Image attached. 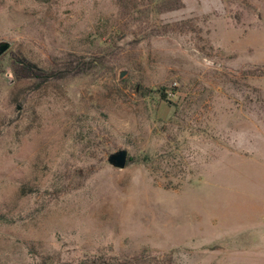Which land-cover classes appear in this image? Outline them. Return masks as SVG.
I'll return each mask as SVG.
<instances>
[{"label":"rangeland","instance_id":"rangeland-1","mask_svg":"<svg viewBox=\"0 0 264 264\" xmlns=\"http://www.w3.org/2000/svg\"><path fill=\"white\" fill-rule=\"evenodd\" d=\"M161 3L0 0V264H264V0Z\"/></svg>","mask_w":264,"mask_h":264},{"label":"trees","instance_id":"trees-1","mask_svg":"<svg viewBox=\"0 0 264 264\" xmlns=\"http://www.w3.org/2000/svg\"><path fill=\"white\" fill-rule=\"evenodd\" d=\"M162 0H148V7L146 14L144 15L145 18L149 19L151 16H155L156 11L155 9L157 8L158 5H161ZM145 12V11H144ZM14 59V65H13V72L15 75V78L17 80H22V79H36L41 82L49 80V76L46 71L36 67L35 65L29 64L26 61L22 60L21 58L17 56H13ZM159 97L162 102L166 101L169 103V100L167 99L166 93L159 92ZM132 159L128 157L127 162H131Z\"/></svg>","mask_w":264,"mask_h":264},{"label":"water","instance_id":"water-1","mask_svg":"<svg viewBox=\"0 0 264 264\" xmlns=\"http://www.w3.org/2000/svg\"><path fill=\"white\" fill-rule=\"evenodd\" d=\"M10 44L5 41H0V57L9 49ZM7 77L10 78V82H12V74L11 71H8ZM128 160V153L126 150H118L114 153H111L107 157V163L111 167L115 169L122 170L126 167Z\"/></svg>","mask_w":264,"mask_h":264}]
</instances>
